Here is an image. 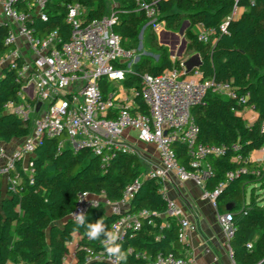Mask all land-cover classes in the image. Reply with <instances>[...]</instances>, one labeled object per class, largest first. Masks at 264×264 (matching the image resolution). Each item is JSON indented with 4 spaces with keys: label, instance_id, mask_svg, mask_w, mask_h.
Returning a JSON list of instances; mask_svg holds the SVG:
<instances>
[{
    "label": "trees",
    "instance_id": "1",
    "mask_svg": "<svg viewBox=\"0 0 264 264\" xmlns=\"http://www.w3.org/2000/svg\"><path fill=\"white\" fill-rule=\"evenodd\" d=\"M74 1L48 3V17L45 21H35L36 31L42 34L56 30L67 42L71 30L65 21L66 5ZM78 1L85 5L88 21L99 19L106 12L103 0ZM241 3L244 11L228 24L225 34H219L218 29L229 16L233 0H160L159 6L166 29L171 32L179 31L185 21L190 26L201 24L206 30H215L214 45L198 42L194 34L188 37L187 51L200 59L193 71L198 70L204 78L230 83L238 96L248 95L244 102H238L207 93L191 114L198 127V143L225 149L221 156L206 157L212 175L205 189L210 191L223 184L217 208L225 213L228 204L233 206L229 212L234 229L229 241L233 262L264 264V201L256 194V186L264 189V169L250 160L235 161L237 156L248 158L264 146V134L260 131L264 120V0H254L253 5ZM114 4L117 17L114 32L120 36L124 48L136 50L140 32L147 23L145 14L136 12L132 0H114ZM145 32L152 49L160 54L156 62L148 56H140L126 76L123 85L139 93L144 75L158 76L180 63L179 60L173 62L168 51L157 45L155 33L149 28L143 34ZM5 35L6 28L0 27V55L8 50ZM100 84L106 94L109 85L105 80ZM19 90L14 71L5 68L0 74V145L23 140L31 132L28 121L4 109L8 102L17 101ZM135 104L138 108L133 114H148L139 96ZM247 109L257 115L251 125L242 116ZM59 143L57 138H44L31 158V174L21 162H16L9 174L10 180L18 177L16 183L12 185L8 181L3 188L0 181V264L10 260L22 264H61L67 245L75 235L81 239L78 264H84L85 247L97 252L107 251L104 245L107 237L101 233L99 238L90 239L87 225L103 221L105 230L110 232L119 215L108 212L100 203L88 209L85 222L80 225L70 217L76 200L81 193H89L102 196L111 204L119 203L125 188L136 179H140V186L125 213L135 215L145 211L148 216L140 219L138 230H126L123 240L115 243L126 256L119 264H147L159 253L187 259V246L177 240L178 226L166 215L162 184L157 179L142 177L143 169L136 153L119 150L102 168L90 149L76 152L68 146L60 147ZM173 148L180 164L190 170L186 147L175 144ZM240 169L244 172H239ZM228 173L234 175L231 181L227 180Z\"/></svg>",
    "mask_w": 264,
    "mask_h": 264
},
{
    "label": "built area",
    "instance_id": "2",
    "mask_svg": "<svg viewBox=\"0 0 264 264\" xmlns=\"http://www.w3.org/2000/svg\"><path fill=\"white\" fill-rule=\"evenodd\" d=\"M103 1L105 14L91 21L86 19V7L80 1L66 5L65 21L71 33L65 42L56 30L40 34L33 26L35 21L47 19V5L52 0H0V27L6 28L4 44L8 47L0 55V74L3 68L11 69L20 86L17 101L8 102L4 109L31 125V132L23 139L22 147L0 169V181L7 177V182L10 181L12 185L16 183L17 176L9 179L16 162H21L27 173L31 174V158L44 138H57L60 147L68 146L76 152L82 148L90 149L104 168L119 150L135 153L124 142L125 132L135 131L139 141L156 147L158 165L143 178L157 179L162 184L166 215L176 222L177 240L185 245L188 234L195 230V226L189 222L183 208L166 197V180L173 174L180 182H193L202 188V199L214 208L224 187L220 184L213 190L205 189L212 175L206 157L221 156L225 149L198 143V127L191 111L207 93L238 102H244L248 95L238 96L230 83L204 78L198 70L188 74L185 63H179L158 76L144 75L140 93L135 88H125L123 83L126 76L140 55L137 50L122 46L120 36L114 32L117 24L114 0ZM132 1L136 5V12H143L147 19L141 32L147 28L156 36L163 30L170 32L161 18L160 0ZM241 1L246 5L254 4V0H233L229 16L219 26V34H225L228 24L238 19L244 11ZM191 28L198 42L215 44V30H206L201 24ZM154 58L158 60V56ZM170 59L173 61L175 57L170 56ZM102 80L109 85L106 94L101 89ZM30 88L31 97L28 93ZM138 96L148 109L147 115L139 112L133 114L138 108L135 104ZM260 131L264 134V120L260 124ZM175 144L186 147L190 170L180 164L173 148ZM232 148L236 150L237 147ZM257 153L264 159V146ZM0 156H4L1 147ZM247 160L250 158L244 159L240 155L235 159L236 162ZM239 172H244V169ZM233 176V173H228L227 180L231 181ZM139 186L140 179L132 181L125 188L122 200L114 204L104 201L102 196L81 193L70 217L78 223L75 218L77 214L85 216L89 208L103 203L111 213L119 215L110 232L118 237L112 243L120 242L126 230H138L140 219L148 216L145 211L135 215L125 213ZM217 221L229 243L234 234L232 215L225 212L218 216ZM80 240V236L75 235L68 243V251L61 264H78ZM106 242L104 245H107ZM84 250V264L120 263L107 251L97 252L87 247ZM228 254L232 259L230 247ZM147 264H193V259L159 253Z\"/></svg>",
    "mask_w": 264,
    "mask_h": 264
},
{
    "label": "crops",
    "instance_id": "3",
    "mask_svg": "<svg viewBox=\"0 0 264 264\" xmlns=\"http://www.w3.org/2000/svg\"><path fill=\"white\" fill-rule=\"evenodd\" d=\"M242 116L248 125L253 124L257 119L256 113L249 109L245 110ZM124 137L126 147L135 151L138 156L143 169L142 174L145 175L158 165L159 157L154 145L139 141L135 131H126ZM1 145L5 147L4 156H0V169L11 155L22 147L23 140H14L9 144ZM249 158L259 167L264 164V159L257 152L250 154ZM7 179L4 177L1 180L3 188ZM164 188L166 197L181 206L189 222L195 226V230L188 234L185 244L188 249L187 257L193 259V264H235L229 257V243L217 221L218 216L224 212L202 199V188L193 182H180L173 174L166 180ZM107 211L111 213V210L107 209ZM12 264L18 263L12 261Z\"/></svg>",
    "mask_w": 264,
    "mask_h": 264
},
{
    "label": "water",
    "instance_id": "4",
    "mask_svg": "<svg viewBox=\"0 0 264 264\" xmlns=\"http://www.w3.org/2000/svg\"><path fill=\"white\" fill-rule=\"evenodd\" d=\"M188 26V22L185 21L182 26L180 27L178 33L176 32H168V31H161L158 33L157 35V39L160 45L166 47L169 49V54L170 56L174 57H180L182 55V53L184 52V50L186 49L187 46V41L186 39L183 37L184 35V29ZM143 32L140 33V36L142 35ZM177 50V53L175 52ZM200 64V59L199 57L196 55L193 58H191L190 60H188L185 63L186 66V71L192 72L193 69H197V67ZM5 68L2 69V71ZM29 96H32V91L31 88L28 90ZM39 107V105H38ZM37 107V109H38ZM233 210V206L231 204H228L226 206V211L230 212Z\"/></svg>",
    "mask_w": 264,
    "mask_h": 264
},
{
    "label": "rangeland",
    "instance_id": "5",
    "mask_svg": "<svg viewBox=\"0 0 264 264\" xmlns=\"http://www.w3.org/2000/svg\"><path fill=\"white\" fill-rule=\"evenodd\" d=\"M56 1L57 0H52V2H56ZM176 33H178V31ZM191 34H194V31H193V29L191 28V26L188 23V26L184 29V35H183V37L187 40V42H188V37ZM156 43H157V45L159 47H162L163 49H166L168 51V53H169V49L166 48V47H164V46H162V45H160L159 42H158V39H157V42ZM135 48L138 51V54L140 56H148V57H150L155 62H156V60H155L154 57L159 56V54H160L159 52H157L154 49H152L151 44H150V40H149V36H148V33L147 32H145L141 36L139 35V38H138V41H137V44H136V47ZM175 52L177 53V50ZM192 56L193 55H191V53L189 51H187V48H186L180 57L174 56L175 59L173 60V62L179 60L180 63H186L188 60H190L192 58ZM222 98L225 99V100H227L226 97H222ZM0 146L4 150V147L5 146L4 145H0ZM261 168L264 169V164L261 166ZM142 175L144 176V174H142ZM256 188H257L256 189V194H258L263 199V201H264V189H261L258 186H256ZM249 193H250V190L248 191V194ZM8 264H12V261L10 260L8 262ZM18 264H22V263L21 262H18Z\"/></svg>",
    "mask_w": 264,
    "mask_h": 264
},
{
    "label": "clouds",
    "instance_id": "6",
    "mask_svg": "<svg viewBox=\"0 0 264 264\" xmlns=\"http://www.w3.org/2000/svg\"><path fill=\"white\" fill-rule=\"evenodd\" d=\"M76 220L78 224L83 225L85 222V217L83 214H77ZM87 236L90 239H97L100 237L101 233H103L107 237V251L110 255H113L116 257V260H123L126 259V256L123 252H121V246L117 245L115 243H112L113 241L117 240V235L113 232H108L105 230V226L103 224V221H97L95 224H88L87 225Z\"/></svg>",
    "mask_w": 264,
    "mask_h": 264
}]
</instances>
